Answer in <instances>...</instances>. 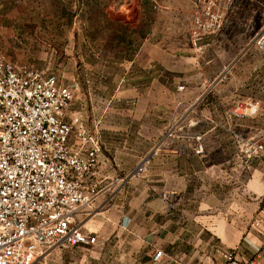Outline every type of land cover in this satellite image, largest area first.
Returning a JSON list of instances; mask_svg holds the SVG:
<instances>
[{
    "label": "rangeland",
    "instance_id": "374dc122",
    "mask_svg": "<svg viewBox=\"0 0 264 264\" xmlns=\"http://www.w3.org/2000/svg\"><path fill=\"white\" fill-rule=\"evenodd\" d=\"M122 1L0 0V54L13 63L56 75L71 88L74 93L71 104L82 110L88 120L96 99L104 98L111 101L112 108H121V114L110 113L112 117L116 115L115 120L122 117V128H140L138 122L131 123L128 116L138 112V99L161 98L157 129L160 128L162 134L158 140L161 145L182 150L179 177L185 180L190 175L187 165L193 163L197 167L203 160L204 153L194 152L199 144L198 135L203 136L200 143L204 152L207 146L213 148L219 144L213 136L204 138L203 132L209 128L231 149L242 146L245 151L248 141L264 144V105H259L256 115L241 118L235 115L236 111L244 113L253 99H264L261 88L264 49L255 43L264 34V0H156L157 10L146 11L141 16V32L145 35L154 32L165 37L167 43L176 41L182 54L165 59L176 72L171 78L167 76V85L159 90H147L140 95V91H127L129 95L125 100H117L121 97L117 92L122 78L143 76L138 68L114 64L122 60V55L112 56L114 43H127L131 36L129 26L122 22L127 16L116 11ZM165 5H171L172 10L160 7ZM108 6L114 7V11H110L111 18L106 10ZM150 109L148 113H154V109ZM208 157L211 161L223 159L213 149ZM211 171V176H216L217 170ZM158 172L152 170L150 174ZM129 174L144 176L147 170L139 174L135 168ZM190 177L192 185H196L198 179L202 183V174ZM185 180L179 184L180 193L185 188ZM170 187L168 184L163 188L169 191ZM187 206V195H184L179 201L178 214L185 216ZM202 236L205 244L210 243L207 252L212 264H224L221 255L224 247L218 239L207 233ZM195 240L198 245V239ZM114 251L104 256L115 257ZM92 257L96 254L91 248L56 247L40 255L34 264H96L81 262Z\"/></svg>",
    "mask_w": 264,
    "mask_h": 264
},
{
    "label": "crops",
    "instance_id": "0c3cea01",
    "mask_svg": "<svg viewBox=\"0 0 264 264\" xmlns=\"http://www.w3.org/2000/svg\"><path fill=\"white\" fill-rule=\"evenodd\" d=\"M157 4L156 0H123L116 10L127 16L122 22L129 26L131 36L127 43H114L112 56L122 55V60L114 64L143 71V76L135 79L128 76L121 79L117 92L121 97L117 100H125L129 95L127 91H140V95L147 90H159L167 85V76L171 78L176 72L165 60L182 54L176 41L167 43L165 37L154 32L147 35L141 32V16L146 11L157 10ZM160 7L173 8L171 5ZM106 10L111 18L110 11H114V7L108 6ZM123 83L126 86L122 88ZM169 86L172 91L171 80ZM261 88L264 89V84ZM209 93L211 90L206 94ZM160 100L157 96L138 99V112L128 116L129 121H137L140 128H122V117L119 115L121 119L115 120L116 115L112 117L110 113L121 114V108H112L111 101L104 98L96 99V104L91 106L90 120L85 119L82 110L73 107V103L66 110V121L80 117L100 143L99 175L93 180L100 194L91 208L81 210L78 215L83 230L95 236L96 243L67 248H91L96 257L81 259L83 263L212 264L207 252L210 243L205 244L204 236L201 237L202 233H207L214 235L224 249L234 250L239 259L251 260L258 256L264 261V204L260 208L264 203V156L261 155L263 159L249 156L242 146L226 147L220 135L209 128L203 132L204 138L213 136L219 144L213 148L207 146L197 167L193 163L187 165L190 171L187 179L180 178L179 160L184 153L177 147L161 145L158 140L162 134L160 128L157 129ZM249 104L264 105V99H253ZM150 107L154 113H148ZM147 109L150 110L146 112ZM212 149L223 159L211 161L208 156ZM147 157L150 158L147 174H129ZM192 157L195 159L194 154ZM152 170L160 172L153 177ZM211 170H217L216 176H211ZM200 174L202 183L198 179L197 184L192 185L190 176ZM184 180L185 188L180 193L178 187ZM168 184L169 191L163 188ZM184 195L188 204L186 222L185 216L178 214L179 201ZM125 218L129 223L127 227L121 225ZM258 221L261 224L256 226ZM196 238L198 245H195ZM158 249L165 255L161 262L155 263L153 255ZM110 250H115L117 255L106 258L105 253Z\"/></svg>",
    "mask_w": 264,
    "mask_h": 264
},
{
    "label": "built area",
    "instance_id": "2783aa9c",
    "mask_svg": "<svg viewBox=\"0 0 264 264\" xmlns=\"http://www.w3.org/2000/svg\"><path fill=\"white\" fill-rule=\"evenodd\" d=\"M255 43L264 49V34ZM73 99L71 88L56 75L0 54V264H34L50 249L96 243L78 215L100 194L93 183L100 143L80 117L65 120ZM246 106L244 113L236 111L238 118L259 112L258 104ZM202 138L198 135L194 148L198 155L204 153ZM245 148L249 156H264L263 143L248 141ZM149 163L144 158L137 173ZM128 224L125 218L122 226ZM164 255L156 250L153 261L161 262ZM221 255L224 264H264L258 256L239 259L230 249Z\"/></svg>",
    "mask_w": 264,
    "mask_h": 264
}]
</instances>
